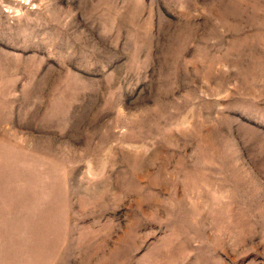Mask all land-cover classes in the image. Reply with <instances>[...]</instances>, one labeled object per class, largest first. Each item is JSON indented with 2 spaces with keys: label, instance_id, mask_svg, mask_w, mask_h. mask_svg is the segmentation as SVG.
I'll return each instance as SVG.
<instances>
[{
  "label": "rangeland",
  "instance_id": "374dc122",
  "mask_svg": "<svg viewBox=\"0 0 264 264\" xmlns=\"http://www.w3.org/2000/svg\"><path fill=\"white\" fill-rule=\"evenodd\" d=\"M0 264H264V0H0Z\"/></svg>",
  "mask_w": 264,
  "mask_h": 264
}]
</instances>
